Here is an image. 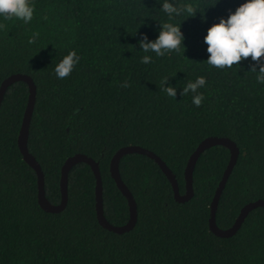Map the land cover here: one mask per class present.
Here are the masks:
<instances>
[{
    "label": "trees",
    "instance_id": "16d2710c",
    "mask_svg": "<svg viewBox=\"0 0 264 264\" xmlns=\"http://www.w3.org/2000/svg\"><path fill=\"white\" fill-rule=\"evenodd\" d=\"M173 2L191 3L194 12L169 21L160 0H33L28 24L0 20V84L25 73L36 85L27 147L41 166L51 203L61 200L65 159L83 153L98 163L106 219L124 224L129 206L110 173L114 153L130 144L153 151L184 193L189 156L208 136L229 137L239 148L218 199L217 225L231 226L246 203L264 199V83L250 70V57L232 67L207 64L203 40L207 28L242 0ZM159 21L181 24L179 51L156 56L139 49L140 34L154 39ZM70 49L80 61L57 79L54 65ZM145 54L152 57L147 64L140 59ZM201 75L206 84L196 106L193 93L182 96L181 89ZM164 77L177 87L175 97L161 90ZM28 95V84L17 80L0 102V264H264V205L251 209L230 236L209 228L210 204L230 158L222 144L199 154L186 201L175 199L152 157L124 154L119 172L137 206L136 222L125 232L100 224L96 177L84 161L68 170L65 206L45 210L37 173L18 147Z\"/></svg>",
    "mask_w": 264,
    "mask_h": 264
},
{
    "label": "clouds",
    "instance_id": "9594fccd",
    "mask_svg": "<svg viewBox=\"0 0 264 264\" xmlns=\"http://www.w3.org/2000/svg\"><path fill=\"white\" fill-rule=\"evenodd\" d=\"M159 5L168 14L169 21L181 12H194V5L191 3L178 6L173 0H160ZM34 9L33 0H0V20L15 18L28 24L33 18ZM180 25L160 22L158 35L154 39H150L146 33H141L137 41L139 49L145 53H155L156 56L164 55L169 51H179L184 39ZM133 34L135 35L136 31ZM36 35L34 33L29 37L28 42L32 43ZM203 40L207 45V64L217 68L232 67L238 65L237 62L242 59L250 57L254 62L250 70L255 71L257 82L264 83V0H242L226 17L221 16L217 22L207 28ZM140 59L141 63L147 64L152 57L145 54ZM79 61L80 56L76 51L68 50L54 65L53 72L56 78L63 79L68 76ZM168 79L169 77H164L161 80V90L167 96L175 97L177 87L167 83ZM205 84L206 78L202 75L197 76L182 87L181 95L193 93L192 103L199 106L203 93L198 89ZM122 86L127 87L126 80Z\"/></svg>",
    "mask_w": 264,
    "mask_h": 264
},
{
    "label": "water",
    "instance_id": "95a60500",
    "mask_svg": "<svg viewBox=\"0 0 264 264\" xmlns=\"http://www.w3.org/2000/svg\"><path fill=\"white\" fill-rule=\"evenodd\" d=\"M17 80H24L28 84V88H29L28 101H27V105H26V108L23 114L22 123H21L20 131H19V135H18V147L21 153L23 154L24 159L35 169L37 173L38 200H39L41 207H43L45 210L56 212V211L61 210L65 206L67 202L68 170L75 163L84 161V162H87L91 166L95 174V177H96V184H95L96 213H97V218L100 224L106 227L107 229L115 231V232H119V233L125 232L127 230H130L136 222L137 206H136V201L131 191L129 190L127 185L122 180L120 172H119V160L124 154L131 153V152H138V153L146 154L152 157L159 164L161 169L164 171V173L170 180L171 185L173 187L175 199L177 201H186L193 194L192 171H193L195 162L199 154L207 147H210L215 144H222V145L227 146L230 151V158L223 172L222 178L219 181V184L215 190L213 199L210 204V216H209L210 230L219 236H230L237 231L243 219L245 218V216L251 209L257 206L264 205V199H261V198L256 199L254 201H250L241 208L238 216L236 217L235 221L233 222L231 226L222 228L217 225L216 220H215V210L217 207L218 199H219L222 189L226 183V180L239 154V148L237 144L235 143V141L225 136H208L204 138L197 145L195 150L191 153L187 161V164L185 166V170H184V177H185V192L184 193H180L179 191L178 182H177V179L175 178V174L167 166V164L161 159V157L158 156L156 153H154L153 151L143 146L136 145V144L135 145L130 144V145H125V146L120 147L112 156L109 169H110L111 176L114 178L118 188L127 198V202L129 206V219L124 224H120V225L112 224L106 219L103 213L102 179H101V174H100L98 163L93 158L83 153H75L71 156H68L65 159L62 165V168H61V178H60L61 200L57 204L51 203L45 196L44 175H43L41 166L39 165L35 157L29 152L28 147H27L29 124H30L33 107H34L35 97H36V85L32 77L25 73H12L6 78H4L0 84V102L2 100V97H3V94L6 88L11 83Z\"/></svg>",
    "mask_w": 264,
    "mask_h": 264
}]
</instances>
